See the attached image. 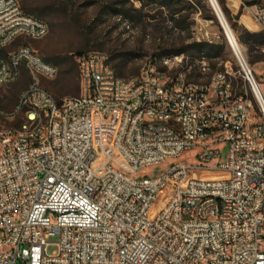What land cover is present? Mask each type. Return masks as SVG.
I'll list each match as a JSON object with an SVG mask.
<instances>
[{
    "label": "built area",
    "instance_id": "2783aa9c",
    "mask_svg": "<svg viewBox=\"0 0 264 264\" xmlns=\"http://www.w3.org/2000/svg\"><path fill=\"white\" fill-rule=\"evenodd\" d=\"M261 1L243 10L264 34ZM46 32L0 0V85L29 77L11 113L23 120L0 129V264H264V81L231 30L235 72L224 63L192 81L175 54L123 78L90 51L77 58L78 95L60 98L40 83L54 65L27 45L7 50ZM189 150L198 164L180 158ZM168 181L174 193L150 218Z\"/></svg>",
    "mask_w": 264,
    "mask_h": 264
},
{
    "label": "rangeland",
    "instance_id": "374dc122",
    "mask_svg": "<svg viewBox=\"0 0 264 264\" xmlns=\"http://www.w3.org/2000/svg\"><path fill=\"white\" fill-rule=\"evenodd\" d=\"M17 1L24 12L46 24L47 32L37 39L18 38L7 50L27 45L54 65L56 76L51 80L41 79L40 83L56 98L78 95L77 58L90 51L107 53L111 64L123 78L136 75L146 61L158 63L160 57L175 54H183L187 59L188 79L192 81H208L210 75L222 69L224 63H228L232 72L237 70L233 52L208 0H172L173 5L168 8L159 6L157 0ZM213 1L223 13L227 7L226 1ZM228 1L232 9L227 7L228 18H225L224 13L223 18L243 49L247 62L253 67L257 81L262 83L264 45L250 48L249 43L239 40L242 30L262 33L247 11L243 10L249 7L247 2L251 0ZM172 9L176 11L173 17L169 13ZM203 41L224 45L223 54L210 59L198 57L190 45ZM201 59L206 61L208 68L204 72L198 68ZM232 79L239 89L242 83L238 74L235 73ZM28 84L29 77L21 71L15 81L0 85V129L17 127L23 120L21 113H11L16 108L20 93ZM196 153V150L185 151L180 158L198 164ZM176 160L169 158L159 165L142 168L138 175L160 172ZM175 187L176 183L172 181L165 184L149 209L150 218L164 207ZM47 241L50 243L56 239L51 237ZM55 248V245L49 244L47 253L50 254Z\"/></svg>",
    "mask_w": 264,
    "mask_h": 264
},
{
    "label": "trees",
    "instance_id": "16d2710c",
    "mask_svg": "<svg viewBox=\"0 0 264 264\" xmlns=\"http://www.w3.org/2000/svg\"><path fill=\"white\" fill-rule=\"evenodd\" d=\"M259 1L261 0H251L247 2V5H253V4L258 3ZM157 3L159 4V6H163L165 8H168L173 5L172 0H157ZM229 4H230V1L227 0V5L230 7ZM230 8L232 9V7ZM169 13L173 17L176 11L172 9L171 11H169ZM223 13L225 15V18H228L227 7L226 9L225 8L223 9ZM210 18H213V16ZM239 40L244 43H249L250 48H252L254 45L263 46L264 45V34L242 30L239 33ZM190 48L198 54V57L210 59V58H216V57L221 56L223 54L224 45L203 41V42L192 43L190 45Z\"/></svg>",
    "mask_w": 264,
    "mask_h": 264
},
{
    "label": "water",
    "instance_id": "95a60500",
    "mask_svg": "<svg viewBox=\"0 0 264 264\" xmlns=\"http://www.w3.org/2000/svg\"><path fill=\"white\" fill-rule=\"evenodd\" d=\"M208 1H209V3H210V6H211V8H212V10H213V12H214V14H215V16H216V18H217L219 24H220V26H221L223 32H224L225 34H228V33H229V27L227 26L225 20L223 19V13H222L221 10L219 9V6L217 5V6L215 7L214 4H213V2H212V0H208ZM221 17H222V18H221ZM222 20H223L224 24H223Z\"/></svg>",
    "mask_w": 264,
    "mask_h": 264
},
{
    "label": "bare ground",
    "instance_id": "6f19581e",
    "mask_svg": "<svg viewBox=\"0 0 264 264\" xmlns=\"http://www.w3.org/2000/svg\"><path fill=\"white\" fill-rule=\"evenodd\" d=\"M212 2H213V4H214V6L216 7L217 6V4H216V1L214 2L213 0H212ZM222 18V17H221ZM224 19V18H223ZM222 22H223V20H222ZM223 24H224V22H223Z\"/></svg>",
    "mask_w": 264,
    "mask_h": 264
}]
</instances>
